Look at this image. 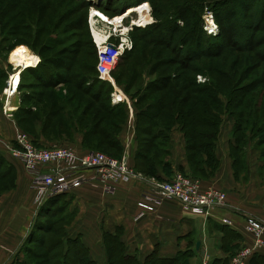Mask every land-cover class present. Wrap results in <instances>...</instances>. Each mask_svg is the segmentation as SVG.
I'll list each match as a JSON object with an SVG mask.
<instances>
[{
  "label": "trees",
  "instance_id": "16d2710c",
  "mask_svg": "<svg viewBox=\"0 0 264 264\" xmlns=\"http://www.w3.org/2000/svg\"><path fill=\"white\" fill-rule=\"evenodd\" d=\"M80 1L85 5L86 3L90 5L87 0ZM144 1L147 0H141L137 4ZM239 1H243L244 6L250 5L246 0ZM227 2L225 0L223 3H219V6L224 7L223 11L231 9L234 4L229 6ZM254 2L256 1H253L249 9L254 10L252 13H257L258 16L252 25H249L246 20L243 21L241 18H238V16H242L240 11L237 15L235 13L230 14L234 18L232 21L228 17L222 21V11L215 12L216 20H219L222 27L218 36H209L205 33L201 16L204 5L197 3L198 7L199 5L200 7L202 6L198 15H196L198 20L197 25L193 24L191 28L184 30L178 39L174 38L176 32L179 30V26L173 19L185 18L187 20V17L192 12L190 6L180 5V7L177 5L170 8L164 16L162 8L159 7L156 10V13L162 16L161 22L156 23V28L159 29L156 35L162 40V44L170 46L175 51H178L179 54L178 59L175 61H161L158 63V66L180 62L183 67H181L180 70L182 71H179V73L159 74L156 79L150 82V86L140 94L136 102L137 125L139 130L147 132V137L145 138V146H147L150 141L154 143L156 139L165 134L163 129L169 128L178 122L185 134L189 160L193 167L194 175L197 177H209L217 169L216 141L220 136L221 126L225 122V119L230 117L234 120L232 137L235 143L231 149L235 166L237 162H240L241 156L245 154L246 148L252 143L261 150L263 158L261 176L264 178V75H252L254 71L264 65L262 64L264 63V48L261 50L257 49V46L264 44V37L257 35V31L261 30L264 22V2L261 4L262 8L258 9V11L255 10L257 7L252 9ZM176 3V0H172V5ZM8 11L1 10V13L6 15ZM195 11L197 10L194 9ZM186 13L187 16H185ZM44 18L46 19V17ZM225 21L231 24L233 31L228 26L227 28L230 32L224 31ZM85 22L93 44L92 46H94L97 62L96 46L90 34L87 15ZM227 22L226 24H228ZM74 29L79 28L75 27ZM76 34H79L77 36H81L83 33L79 30ZM228 43L237 45L239 50L255 51V54H261L262 63L257 65L246 62L244 66H240V60H233L230 66L224 69L217 63L209 61L212 58H216ZM181 44L186 45V47H182ZM78 45H81L80 41H78V44L76 43L75 49L71 51V54L82 51V47ZM244 45H248V47L242 49ZM44 49L45 47L43 46L41 50ZM129 52H126L124 55ZM70 58L72 57H68V60ZM74 59L71 60L74 61ZM193 59L202 60L200 61L202 62L201 70L190 65ZM51 64L58 65L53 59H47L44 63L41 60L36 67H28L22 71L20 90L23 86H26L23 78L27 72L30 74V79L32 80L29 88L33 90L24 94L22 105L14 112L18 126L21 128L24 123L29 124L28 133L33 137L37 145L40 136L53 141L54 137L61 135L64 131L63 118L55 125L56 118L63 116V113L69 110L68 103H72L78 95L77 91L82 89L94 102L88 101L83 111H80V101L71 109V113H75V115L79 114L78 119L80 122L86 121L90 109L97 105V102H101V105H98V109L92 115L90 123H81V127L85 126V129H83V146L89 151L103 149V152L113 153L114 155L121 153L122 149L116 134L128 116V104L125 102L112 104V87L108 88V95L103 99V84L106 82L100 81L97 75L96 78L91 80L82 74L76 86V91L67 99H65L66 97L63 98L62 87L64 84H69L71 80L66 78L62 72L53 70ZM59 67L65 68L68 72L71 68L70 65L68 66V63L61 64ZM94 70L96 74V64ZM188 70L195 72V76L191 73H186ZM199 75L205 78V81H199ZM6 77H8L7 72H5ZM59 85H61L60 88H58ZM56 90L59 92L58 94ZM69 93H71L70 90ZM136 96L137 93H134L132 98ZM105 100L107 104H104ZM26 101L32 103V105L28 106L29 103L24 104ZM71 113L68 112V115ZM123 117L124 119L121 121L120 119ZM68 126L70 127V125ZM75 126L77 124L73 123L74 128ZM77 129H80V126ZM123 154L124 152L122 151L121 156ZM203 156H206V158L204 159ZM2 160L0 158V164L4 161ZM204 165H207L211 169L210 173L205 171ZM4 187L5 185L0 188L3 189ZM49 203L50 201L47 204ZM51 211L53 212V209ZM49 212L50 210L47 214H50ZM43 213L44 211L42 210ZM47 214L45 213L46 216H48ZM39 218L40 213L39 217L35 218L31 228L29 241L33 242L35 241L34 238L38 239V235L35 234V228L38 223H41ZM59 218L55 219V222H60L67 217ZM44 229L48 233L52 230V227L46 226ZM59 235L60 237L56 236L54 240H50V237L49 240L38 239L48 252L53 248H60V253H56L57 255L54 257V264H80L82 261L80 259L82 258L85 264H97L96 261L90 258L88 248L79 237H68L66 230L61 229L59 230ZM120 235V231H117L116 234L104 233V245L108 264H191L190 257H193L194 253L190 250L180 252L173 258L159 257L153 253L144 262H141L135 255L127 254L125 244L121 240ZM26 251H30L28 246ZM186 255L188 257H185ZM29 260V256L27 255L26 260L19 264H31ZM229 260L218 259L213 264H229Z\"/></svg>",
  "mask_w": 264,
  "mask_h": 264
},
{
  "label": "crops",
  "instance_id": "0c3cea01",
  "mask_svg": "<svg viewBox=\"0 0 264 264\" xmlns=\"http://www.w3.org/2000/svg\"><path fill=\"white\" fill-rule=\"evenodd\" d=\"M31 83H25L26 86L13 97L14 112L22 105L24 94L33 90L29 88ZM125 94L130 100L129 104L125 102L128 116L116 136L121 153L128 152L130 165L140 177L126 182L111 181L112 191L108 193L83 185L47 198L41 205L35 203L32 178L24 164L7 149V143L14 140L15 124L5 117L1 108L0 158L4 161L0 164V184L5 187L0 188V264H19L26 260L29 234L39 213L40 217H51L53 212L55 217H71L66 226L67 236L79 237L97 264L107 260L105 232L116 234L120 231L127 254L135 255L141 262L153 253L173 258L190 250L194 253L192 264L205 258L213 264L218 259L228 261L243 246L254 244V235L246 229V222L250 217L264 222L261 150L250 143L235 166L231 149L235 143L232 137L234 120L226 118L215 147L218 167L209 177H197L181 125L176 122L163 129V136L145 146L147 132L139 130L137 125V96L132 98L127 92ZM71 135L69 142L77 153L89 151L83 146V131L75 126ZM56 141L44 136L38 140L39 143ZM204 167L207 173L211 172L207 165ZM177 173L199 178L203 187L223 190L227 195L226 203L213 209L210 216H203L187 212L178 200L169 198L136 218L140 211L138 202L149 187L150 179L171 180ZM248 264H264V245L256 250Z\"/></svg>",
  "mask_w": 264,
  "mask_h": 264
},
{
  "label": "rangeland",
  "instance_id": "374dc122",
  "mask_svg": "<svg viewBox=\"0 0 264 264\" xmlns=\"http://www.w3.org/2000/svg\"><path fill=\"white\" fill-rule=\"evenodd\" d=\"M101 1H103L102 6L108 10L106 13L112 16L118 13V15H121V12L123 13V11L125 12L133 7L136 8V6L134 5H136L141 0ZM147 1L149 2V5L152 9L153 22L145 27H137L131 32L134 46L129 53H127L120 59V64H118V68H116L114 72L118 87L122 88L125 92L127 91V93L131 97H133L134 93H137V99L140 97V94L143 93L148 86H150V82L156 79L159 74L179 73V71H182L180 70L181 67H183L181 66L182 64L180 62L158 66V63H160L161 61H175L176 59H178L177 57L179 56V54L178 51H175V49H172L170 46L162 44V40L159 39V37L156 35L157 31H159V29L156 28V23H160L162 20V16L156 13L157 8H162V14L164 16L170 8L177 5H188V7L190 6V10L192 12L191 15L187 17V20L185 18H177L178 20L173 19L179 26V30L178 32H176V36L174 38L178 39L179 35H181L184 30L191 28L193 24L197 25L198 20L196 15H198L200 9L202 8V6L200 7V5L198 7L197 3L204 5L201 15L202 21L206 9L212 10L214 12V15L215 12L222 11V21L226 20V17H228L229 20L232 21L234 18H232L230 14L235 13L237 15V13L240 11L242 13V16H238V18H241L243 21L246 20L249 25H252L258 15L257 13H252V11L254 10H250L249 6L252 5L253 1H256L254 2V7L252 6V9H255L257 7L255 10L258 11V9L262 8L261 4H263L264 2V0H246L250 5L246 3L247 5L244 6L243 1L226 0L228 1L227 3L229 4V6L233 3L234 4L231 9L223 11L224 7L219 6V3H223L225 0H176L177 3L175 5H172V0ZM89 4H91V2H89ZM258 4L261 7L257 6ZM6 5L7 7H5ZM89 7L90 5H88V3H86L85 5L80 0H0V110L1 108L3 109L1 95L3 93V89L5 87V82L7 79V77L5 78V72H7L8 74L12 71V64L10 63V61L16 65L14 59L19 51H26L32 57V59H34V65L28 67H36L40 58L43 63L47 59H53L54 62L58 63V65H54L55 63L51 64V68L53 70L62 72L66 76V78L71 80L69 84H64L62 87V97H66L65 99L70 97V95H72V93L76 91V86L78 85L80 76L82 74L91 80L96 78L94 70L96 64V56L94 53V46H92L93 44L90 40V35L85 22L86 15L88 22ZM163 7H165L166 9ZM193 8L197 11L194 12ZM1 10L9 11L5 15L1 13ZM21 13H23L24 15ZM62 15L65 16L62 17ZM185 16H187V13ZM44 17H46V19ZM59 17L61 18L60 20ZM108 18L112 19L113 17ZM216 21L219 25V30L216 34V36H218L222 30V27L219 20ZM226 22L227 21H225L224 24V31L230 32L229 29L233 31L231 24L228 22V24H226ZM213 23L216 24L215 22ZM263 25L261 26V30L257 31L258 36L262 35L264 37ZM227 26L229 27V29L227 28ZM75 27L79 29H74ZM79 30L83 33L81 36H77L79 34H76ZM78 41L81 42V45L78 46L82 47V51L80 53L71 54V51L75 49L74 47L76 46V43L78 44ZM181 45L184 48L186 47V45L184 44ZM43 46L45 47V49L41 50ZM247 47L248 45H244L242 49H246ZM257 47L258 50H261L264 48V44ZM34 52L39 55L35 54ZM260 55L261 54H255V51L251 52L247 50H239L237 45L228 43L227 45H225L224 49L219 52V55L216 58H212L209 61H213L214 63H217L220 67L225 69L230 66L233 60H240V66H244L246 62L255 63L257 65L261 64L262 60ZM68 57L72 58L68 60ZM71 59H74V61H72ZM200 61L202 60L193 59L190 62V65H193L201 70L202 62ZM64 63H68V66L70 65L71 68L69 72L65 68L59 67V65ZM28 67L26 66V68ZM186 73H191L194 76L196 74L195 72H191L189 70ZM259 74L264 75V65L258 70L254 71L252 75L256 76ZM23 79L25 83H29L30 81H32L28 72L27 74H25ZM202 79L204 80L201 81H205V78ZM103 87V99H105V97H107L108 95V88L112 87V85L106 82L103 84ZM69 90L71 91V93H69ZM56 93L58 94L59 92L57 91ZM77 94L78 95L76 96L75 100L70 104L68 103L69 110H67V112H64L63 116H59L55 120V125H57L59 120L62 118V120L64 121V131L61 133V135L53 138L54 140L58 141L52 143L38 142V145L43 147L61 145L70 146L75 149L74 146L69 142L72 139L71 133L73 130V123L77 124V127L80 126L79 130L83 131V129H85V126L82 125L83 127H81V123H90L92 115L99 107L98 105H101V102H97L98 104L90 109L88 119L86 121L80 122L78 119L79 114L75 115V113H71V109H73L77 102L80 101V111H83L88 101H94H92L91 97L86 95L82 89L78 90ZM24 104H28V106L32 105V103L28 101L24 102ZM104 104H107L106 100L104 101ZM68 112H70L71 114L68 115ZM122 119H124V117L120 120L122 121ZM68 125H70V127ZM21 128L28 133L29 124L24 123ZM98 150L103 151V149ZM108 154L114 157L121 156V153H119L118 155H114L113 153ZM54 215L51 214V217L39 218V221H41V223H38L35 228V234L38 235L37 237L39 240L40 238L49 240V237L50 240H54L56 236L60 237L59 230H66V226L71 221V217H67L65 218L66 220L63 219L60 222H55V219L60 218L58 216L55 217ZM46 226L52 227V230L48 232L49 234L44 229ZM38 239L34 238L35 241H29L27 243V246L30 249V251H26V253L28 252L27 255L30 259L29 262H31V264H54V257L57 255L56 253H60V248H53L48 252L46 248L40 244ZM234 255L230 257V260L228 259L229 264H231V259ZM42 257H44L45 259ZM185 257H188V255H186ZM106 259L107 260H105L104 264H108V258ZM80 260H82L80 264H85L83 258ZM193 260V257H190L191 264ZM199 261L200 260H196L194 264H204L205 262L207 264H210V261H208L206 258L203 259L202 262Z\"/></svg>",
  "mask_w": 264,
  "mask_h": 264
},
{
  "label": "built area",
  "instance_id": "2783aa9c",
  "mask_svg": "<svg viewBox=\"0 0 264 264\" xmlns=\"http://www.w3.org/2000/svg\"><path fill=\"white\" fill-rule=\"evenodd\" d=\"M87 1L91 2L88 23L97 52V78L112 85L113 104L123 102L129 104V97L122 88L118 87L114 72L121 57L134 46L131 32L137 27H145L153 22L152 9L148 1L139 3L138 7L146 5L144 12L150 17L146 24L136 21L139 19V13L133 12L128 17L110 24L104 38L98 40L94 34V28H103L106 18H116L119 13L110 16L106 13L108 10L102 6L103 1ZM125 13L126 11H123L121 15ZM203 28L208 35L218 33L219 25L212 10L206 9L203 15ZM40 61L41 58L37 65ZM10 63L12 71L8 73L2 93V112L5 117L14 122L15 136L12 142L7 143V149L24 164L30 174L32 188L35 191V203L41 205L47 198L70 192L83 185L100 188L108 193L112 191L111 181L126 182L140 177L131 167L127 151L121 157H114L99 150L81 154L70 146L37 145L33 137L18 126L14 117L16 107L12 99L20 91L21 73L25 68L21 69L11 61ZM202 78L198 76L199 81L204 80ZM148 183L149 187L143 192L138 202L140 211L136 218H141L145 212L154 210L157 204L169 198L178 200L187 212L203 216H210L213 209L224 205L227 200L223 190L213 186L203 187L199 178L184 173H177L171 180L159 181L152 178ZM246 229L254 235V244L240 248L231 259V264H247L256 250L264 245L263 221L250 217L246 222Z\"/></svg>",
  "mask_w": 264,
  "mask_h": 264
},
{
  "label": "bare ground",
  "instance_id": "6f19581e",
  "mask_svg": "<svg viewBox=\"0 0 264 264\" xmlns=\"http://www.w3.org/2000/svg\"><path fill=\"white\" fill-rule=\"evenodd\" d=\"M145 9H146V5L140 7L136 6V8L133 7L127 10L126 13L123 14V16L118 15L116 18H112V19L106 18L105 20L106 23L104 24L103 28H96V27L94 28V34L96 38L98 40L103 39L104 36L106 35L105 33H107L108 31V28H110V24L114 22H118L119 19L128 17L133 12L139 13V19H137L136 21H138L140 24H146L150 20V17L148 15H145L144 12ZM14 60L16 65L20 66L21 69L26 68V66L28 67L34 65V59H32V57L26 51H19Z\"/></svg>",
  "mask_w": 264,
  "mask_h": 264
},
{
  "label": "water",
  "instance_id": "95a60500",
  "mask_svg": "<svg viewBox=\"0 0 264 264\" xmlns=\"http://www.w3.org/2000/svg\"><path fill=\"white\" fill-rule=\"evenodd\" d=\"M197 246H199V243L197 244Z\"/></svg>",
  "mask_w": 264,
  "mask_h": 264
}]
</instances>
